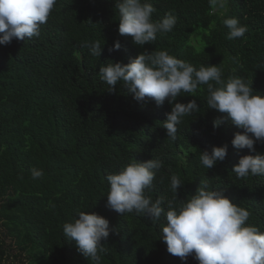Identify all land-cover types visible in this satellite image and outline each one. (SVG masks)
I'll return each instance as SVG.
<instances>
[{"label":"trees","instance_id":"1","mask_svg":"<svg viewBox=\"0 0 264 264\" xmlns=\"http://www.w3.org/2000/svg\"><path fill=\"white\" fill-rule=\"evenodd\" d=\"M153 20L177 17L174 30L143 47L118 33L115 0H57L38 38L0 45V264H92L63 225L81 211L96 213L113 231L102 240V264H198L181 261L160 239L166 219L135 211L120 214L107 205L106 176L127 164L160 159L162 168L147 191L153 202L174 199L171 176L184 183L177 204L195 195L201 181L250 213L247 224L264 231V175L238 178L232 171L248 149L231 145L236 128L227 114L208 109L207 85L195 96L181 93L176 102L197 100L199 111L183 117L176 139L163 123L172 105L138 102L120 82L112 91L100 79L108 63H129L145 49L166 50L178 59L222 68V79L240 76L264 95V0H228L216 11L210 0H149ZM248 26L244 37L228 39L223 19ZM119 40V50L109 51ZM99 41L100 56L85 42ZM259 92V93H257ZM222 123L213 127L216 119ZM228 145L227 156L207 169L201 151ZM264 152V143L255 145ZM42 169L33 180L30 169Z\"/></svg>","mask_w":264,"mask_h":264},{"label":"clouds","instance_id":"2","mask_svg":"<svg viewBox=\"0 0 264 264\" xmlns=\"http://www.w3.org/2000/svg\"><path fill=\"white\" fill-rule=\"evenodd\" d=\"M228 0H210L214 10L226 11ZM57 0H0V45L10 44L13 39L38 38L41 26L47 23ZM119 13L118 33L130 36L140 47L152 44L157 34L164 35L174 30L177 17L167 13L162 20H153L157 9L149 0H115ZM229 29L228 39L244 37L247 25L238 18L223 19ZM83 47L93 56H100L102 46L99 41L85 42ZM119 40L109 51L119 50ZM222 68L217 65L201 66L178 59L166 50L140 52L129 63H108L100 67V79L112 91L123 82L138 102L154 101L158 106L166 100L171 111L163 123L168 138L176 139L178 126L183 117L199 111L196 99L188 103L176 102L183 93L194 97L199 86L207 85L206 103L208 109L227 114V118L242 132H236L231 145L237 149H248L255 155H244L232 171L238 178L249 175H264V152H257L255 145L264 143V95H254L252 84L240 76L222 79ZM221 119L213 122L218 128ZM228 145L216 147L200 154L201 164L210 169L217 161L227 156ZM160 159L145 162L133 161L116 173L106 176L109 184L107 205L120 214L133 213L159 221L163 215L166 225L160 239L167 251L181 261L192 256L198 264H264V231L247 224L251 213L233 203L222 192L209 190L207 180L201 181L195 195L177 204V192L184 183L177 176H171L170 190L174 199L163 196L153 202L147 195L156 173L162 168ZM33 180L43 177L42 169H30ZM110 222L96 213L81 211L73 222L63 225V234L68 241H74L77 250L92 264H102V254L106 252L102 240H107Z\"/></svg>","mask_w":264,"mask_h":264}]
</instances>
